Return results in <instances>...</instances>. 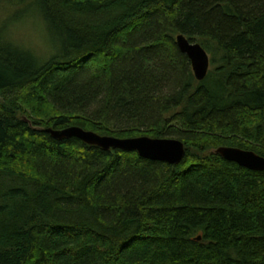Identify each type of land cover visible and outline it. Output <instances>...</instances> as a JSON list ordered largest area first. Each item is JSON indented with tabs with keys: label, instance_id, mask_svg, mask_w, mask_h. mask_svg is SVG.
<instances>
[{
	"label": "trees",
	"instance_id": "16d2710c",
	"mask_svg": "<svg viewBox=\"0 0 264 264\" xmlns=\"http://www.w3.org/2000/svg\"><path fill=\"white\" fill-rule=\"evenodd\" d=\"M29 1L58 47L0 30V264H264V172L214 154L264 158V0ZM177 35L221 53L203 81ZM73 126L185 154L46 132Z\"/></svg>",
	"mask_w": 264,
	"mask_h": 264
},
{
	"label": "water",
	"instance_id": "95a60500",
	"mask_svg": "<svg viewBox=\"0 0 264 264\" xmlns=\"http://www.w3.org/2000/svg\"><path fill=\"white\" fill-rule=\"evenodd\" d=\"M175 45L188 58L195 80L198 82L203 81L210 65L209 57L205 50L198 43L190 42L183 35L175 37ZM46 132L56 140L76 138L88 146L98 147L104 151L118 149L127 153L134 152L142 159L168 165L179 164L185 154L184 144L175 139H153L149 137L120 139L100 136L74 126L62 130L49 128ZM214 154L249 171L264 172V158L254 152L219 147L214 150Z\"/></svg>",
	"mask_w": 264,
	"mask_h": 264
},
{
	"label": "rangeland",
	"instance_id": "374dc122",
	"mask_svg": "<svg viewBox=\"0 0 264 264\" xmlns=\"http://www.w3.org/2000/svg\"><path fill=\"white\" fill-rule=\"evenodd\" d=\"M19 3L17 0H0V30L6 40L45 61L57 51V43L47 32L37 9L31 7L30 1L21 0ZM209 46L210 53H206L210 61L209 70L212 71L220 64L221 53L215 45Z\"/></svg>",
	"mask_w": 264,
	"mask_h": 264
}]
</instances>
